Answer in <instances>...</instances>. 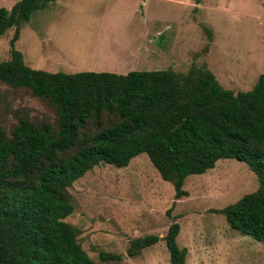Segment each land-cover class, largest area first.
I'll list each match as a JSON object with an SVG mask.
<instances>
[{
  "label": "trees",
  "instance_id": "obj_1",
  "mask_svg": "<svg viewBox=\"0 0 264 264\" xmlns=\"http://www.w3.org/2000/svg\"><path fill=\"white\" fill-rule=\"evenodd\" d=\"M49 0H21L0 9V35L27 21ZM0 107L12 119L0 123V264H97L64 220L73 213L68 189L99 164L125 168L145 154L175 199L186 196L187 177L213 169L219 160L247 165L258 188L217 213L228 227L264 243V73L250 91L223 89L205 66L186 74L172 70L126 75L49 73L27 67L12 51L0 62ZM28 96L48 116L14 109ZM179 225L163 238L130 242L129 257L165 243L170 264H185ZM102 262L118 256L99 254Z\"/></svg>",
  "mask_w": 264,
  "mask_h": 264
},
{
  "label": "rangeland",
  "instance_id": "obj_2",
  "mask_svg": "<svg viewBox=\"0 0 264 264\" xmlns=\"http://www.w3.org/2000/svg\"><path fill=\"white\" fill-rule=\"evenodd\" d=\"M21 0H0L10 10ZM49 0L27 21L0 35V62L18 52L24 64L49 73L126 75L205 66L234 94L250 91L264 73V0ZM142 4V5H141ZM4 86H0V91ZM31 116L50 112L22 96L13 108ZM7 128L12 119L3 116ZM258 188L246 164L219 160L186 178V196L175 199L145 154L125 168L99 164L68 189L77 241L97 264H170L162 239L129 257L130 242L163 238L179 225L176 243L185 264H264V243L231 230L216 211ZM118 256L102 262L99 254Z\"/></svg>",
  "mask_w": 264,
  "mask_h": 264
},
{
  "label": "crops",
  "instance_id": "obj_3",
  "mask_svg": "<svg viewBox=\"0 0 264 264\" xmlns=\"http://www.w3.org/2000/svg\"><path fill=\"white\" fill-rule=\"evenodd\" d=\"M142 4H144V0H143ZM142 4H141V5H142Z\"/></svg>",
  "mask_w": 264,
  "mask_h": 264
}]
</instances>
